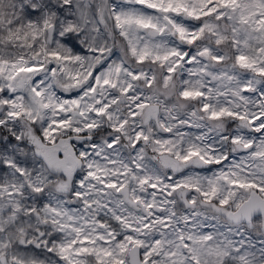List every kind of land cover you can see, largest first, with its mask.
I'll list each match as a JSON object with an SVG mask.
<instances>
[{
  "label": "snow or ice",
  "instance_id": "6c2138e0",
  "mask_svg": "<svg viewBox=\"0 0 264 264\" xmlns=\"http://www.w3.org/2000/svg\"><path fill=\"white\" fill-rule=\"evenodd\" d=\"M0 264H264V0H0Z\"/></svg>",
  "mask_w": 264,
  "mask_h": 264
},
{
  "label": "clouds",
  "instance_id": "9594fccd",
  "mask_svg": "<svg viewBox=\"0 0 264 264\" xmlns=\"http://www.w3.org/2000/svg\"><path fill=\"white\" fill-rule=\"evenodd\" d=\"M122 143H127V141H123V140H122Z\"/></svg>",
  "mask_w": 264,
  "mask_h": 264
}]
</instances>
